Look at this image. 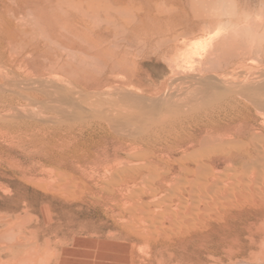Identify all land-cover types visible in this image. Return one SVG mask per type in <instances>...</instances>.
<instances>
[{
    "label": "bare ground",
    "instance_id": "bare-ground-1",
    "mask_svg": "<svg viewBox=\"0 0 264 264\" xmlns=\"http://www.w3.org/2000/svg\"><path fill=\"white\" fill-rule=\"evenodd\" d=\"M130 1L131 0H57V4H55L61 8L60 12L62 13L66 8L64 12L67 13L70 18L67 20L68 18L66 17L65 20H61L60 28L62 30L58 33L57 43L59 42V44L57 45H61L60 47L64 46V49L65 47L69 49L81 44L79 48L87 51L85 53H91L92 55L90 56L94 58L97 57L98 59H96L98 61L100 59V61H104L105 69L101 71V75H112V77L113 75L134 76L142 75L137 67L136 58L134 59V56L138 53L142 54L149 47L154 46L153 38L155 36L159 37V35H161L166 42L172 43L175 41L174 43H176L180 39H184L190 35L196 36L199 31V22L192 27H182L181 29L177 28L179 24L176 25V28L175 25H173L174 27L167 26L162 28L163 26H161V24L163 22L168 23L172 20V18H169L170 21H167L169 19L166 20V17L163 16L166 11L162 7L163 5L156 4L154 0L155 4L153 5L155 11L153 12L151 7L152 11L150 10V12L142 15L141 13H144L143 10L145 9L141 10V13H139L140 11H137L139 7L135 10ZM257 2L258 0H212V13L210 17L212 30L210 36L206 39L202 38V42L199 45V47H201L200 50L197 48L196 43L193 42L186 48V52L181 54V58L185 57L186 61H191L195 55L199 54V51L205 52L208 48L211 54L212 52H216L218 47H220L218 49L224 47L225 50H227L229 54L226 55H229V61L226 64L223 76L221 75L223 80H219L220 82L214 81V84L210 87L208 92L188 89L190 86L189 82L192 80L190 78L194 77H187L185 75V77L183 76L179 80V82H181L179 86L182 89L179 88L174 90V92L169 88V90L167 88L166 90L163 89L164 91L155 99H148L142 94L135 92V90L132 91L128 89L130 87L127 86V88L123 85L124 82L120 83V81L115 80L111 76V78H106V80L103 81L102 86L98 85L93 88H81V90L68 89L67 91V89H63L60 84L54 86L55 90L58 92L61 91L67 98L63 96L59 97L60 95L58 97L55 96L54 98H57L52 100L56 101L59 106L57 107L56 103L51 101L52 104H55V106H52H54V108L57 107L56 110L62 113L60 115L66 118L70 125V122H72L75 124L78 123V125L82 127V129L79 127V131H73L74 129L71 131L76 133L81 131L82 134L83 132L84 134L86 133L89 136L87 137L88 140L86 139L83 141L86 143L87 141L88 143L92 141L94 145H96V143L98 145L101 141L105 139L108 140V138L111 137V139H114V142L116 141L117 149L119 147L121 151L124 153L126 152V156H121L122 158L117 157L120 160L116 158L119 162L116 161L114 157L115 161L112 163L113 165H111V167L108 165V169H115L117 177H123L122 180L126 183L124 184L123 182V190L127 192L125 196L126 201L124 200L125 203H121V208L126 214V216H124L125 221H122L124 222L123 228L127 230L128 233L135 234L139 239H142V243L148 245L155 243L165 249L172 250L177 246H183L184 248L189 245L195 246L199 240L211 243L210 240H212L215 234L223 237L230 236L231 232L237 231V228H240L238 226L244 225L248 220L254 218L260 221L262 219L261 217H264V76L259 78L260 75L247 74L245 60L246 51L248 50L241 44H244L248 37L254 40L255 36L264 29V13L261 12L258 14L253 10V5ZM51 4V0H0V46H2L4 42L5 44H9V42L13 43L14 41L15 44L17 42V46H20L21 44H19L20 42L18 43V41L22 39L17 41L15 38L17 36H12L11 31H21V27L23 26L22 14L28 10L31 12H41L43 10L50 11ZM56 5L55 10L58 9ZM106 6L111 9H117L118 11H124L122 14H124L125 17L122 15V19L120 18L118 19L119 21H115L116 24H119L118 27H116V25L114 26V24L110 25L114 28L116 27L115 29L109 28V22H107L108 20H103L105 17H103V15L101 16L103 17L101 21H103V24L107 22L108 25L106 23L104 24L107 27L104 25V27L101 26L102 23L99 25L95 20L86 19L82 16V11L79 12V14L74 12L80 7L81 9L87 7L93 10L94 8L101 9ZM167 6L168 5L165 7L167 8ZM174 7L172 6V8ZM199 13L200 12L195 13L194 16L197 21H201ZM171 14L174 15L172 12ZM109 16L107 17L110 18L111 16ZM99 17L100 16L96 17L97 21ZM24 18H26V16ZM111 19L110 21H112ZM145 21H149V26L146 25ZM158 37L157 39H159ZM185 40L183 43L186 45ZM77 41L80 42V44H77ZM160 44H162L161 41ZM22 45L25 46L26 44ZM165 45L167 44L163 46ZM163 46H161V48ZM167 50L171 52L172 44H170V46L167 45ZM13 51L9 53L7 61H11L15 66L25 61L24 59L20 60L22 59L20 55L25 58V55L30 54V52L26 50L20 51L22 54L15 50L19 54L18 56L20 59L14 57V60H12ZM15 51L14 53L16 54ZM225 53L226 52H224V55ZM221 54L223 55V53ZM84 55L86 56V54ZM3 56H5V53L0 56L1 59H3ZM7 61L4 60L0 62V64L3 62L6 63ZM16 69L14 70L15 72ZM138 80H140V78H138ZM129 84L137 86V84L132 81ZM203 84L202 81V85ZM167 86L168 85L165 87ZM185 86L186 89H183ZM3 87V84L0 85L1 92ZM46 87H48V85ZM144 88L145 87H143V89ZM48 89H50V87ZM151 89L152 88H150L149 91H151ZM14 92L21 95L25 94L17 90ZM25 95L29 94L26 93ZM82 101H84V103ZM45 106H47L48 109L52 107L50 101H46ZM13 110H15V107H13ZM60 115L58 119H63ZM53 118L54 120L56 119V117ZM42 119L43 118L40 117V120ZM49 119L51 120V118ZM73 135L69 137L68 134L69 138L67 137V139L70 141L72 137L76 140L82 137V135H79V137L76 136L78 138H75V135ZM76 140L74 141L75 144ZM66 142L65 139L62 145ZM74 143L72 142L71 145L68 143L67 149L74 145ZM93 147L94 146H92V149ZM108 149L107 151H109ZM87 151L90 152L89 149ZM95 151L97 150L95 149ZM101 151L104 153V150ZM64 152L66 151L64 150ZM75 152L77 153L76 150ZM89 152L86 153L88 154ZM99 153H97V155H99ZM111 153L110 155H112ZM72 154L74 155V152L72 153L70 151L69 155H67L70 156ZM87 154L84 155L87 156ZM68 156L67 158H70ZM75 156H78V154H75ZM88 156L90 158V155ZM79 158L82 157H75L77 161ZM103 158L108 159L107 157ZM72 159L74 160V157L71 156V160ZM77 161L75 160L74 162ZM79 161L77 165L75 164V167L78 168V165L81 164L79 167L80 169L83 165L82 162L80 163ZM102 161L104 160L102 159ZM103 163L106 162L104 161L100 165L103 166ZM102 169L103 168H101L100 172L104 171L105 168ZM111 169H109L108 172H110ZM112 172L113 171H111V173ZM108 177L111 176L107 175L106 178ZM130 183L133 184L131 185ZM140 183L143 184V187L140 186ZM96 184L94 185L96 186ZM100 190L104 192L103 189H99V191ZM106 191L105 193L107 194L108 191ZM110 196L113 198L114 196L116 197L113 193H111ZM110 196L109 198H111ZM106 200L107 199H105V202ZM116 200L113 202H116ZM121 200L122 198H120V201ZM124 201L122 200V202ZM201 203H203V209L199 211ZM199 212L200 214H204L207 218L201 219V221L198 219L200 222H198L197 225H193L192 222L188 220L192 219L193 216H196L195 214ZM214 216H216L218 221L216 224H214L212 220ZM167 222H169L171 226H167ZM173 223L180 224L173 226ZM125 239L126 238H124V241ZM193 250L194 249L191 251ZM262 258H264V256ZM126 262L127 261H125V263Z\"/></svg>",
    "mask_w": 264,
    "mask_h": 264
},
{
    "label": "rangeland",
    "instance_id": "rangeland-1",
    "mask_svg": "<svg viewBox=\"0 0 264 264\" xmlns=\"http://www.w3.org/2000/svg\"><path fill=\"white\" fill-rule=\"evenodd\" d=\"M155 1L156 4L163 5L162 7L166 10L164 12L165 14L169 12L167 13L168 15H163L166 17L165 19L172 18L171 22H163L161 24V26H163L162 28L167 26L174 27L173 25H175L176 28V25L179 24V27L177 28L181 29L182 27H192L199 22V31L196 36L190 35L186 37L188 39L182 38L180 39L181 42L180 40L176 42L177 44L174 43L175 41L172 43L166 42L161 35H159V37L155 36L153 38L154 46L149 47L144 53H138L134 56V59L136 58L135 61L137 67L142 74L134 75L135 78L133 75H113V77L112 75H101V71L105 69L104 61H100L101 59L98 61L97 57L96 59L90 56L92 55L91 53H85L87 51L79 48L81 44L78 41L77 44L79 43L80 45H77L74 48H69L70 50L66 47L64 49V46H62L63 50L62 47H60L61 45H57L59 44V42L57 43V36L62 30L60 28L61 20H65L66 17L68 18L67 20L70 19L69 15L64 12L66 11V8L62 13L60 12L61 8L56 5L57 0H51V12L43 10L44 12L41 11V13L28 10L22 14L23 26L21 27V31H11L12 36H17L19 38L15 37L17 41L22 39L21 41H18V43L20 42L19 44H21L20 46H17V42L15 44V38L13 43H10L7 40L9 44H5L4 42V44L0 46V56L5 53V56L2 57L3 59L0 57V62L4 60L7 61L9 53L13 50H16L17 52L19 51V53L23 50L30 52L29 55H25V58L20 55V58H22L20 59L18 56L19 54L16 51L15 54L13 51L14 54L12 53V60H14V57L20 60H25L18 66L13 65L11 61L0 64V85H4L3 90L1 89L2 92L0 91V264H124L125 261H127L125 264L264 263V258H262L264 256V227H261L264 226L263 216L260 221L253 218L248 220L247 223L245 222L246 225L242 224V226L240 223L241 226H238L240 228H237V231L235 230L231 232L230 236L223 237L215 234L212 240H210L211 243H208L207 241V244L206 241L199 240L195 246L189 245L185 248L183 246H177L176 248L174 247L173 250L165 249L155 243V245L142 243V239H139L138 236L128 233V231L123 228L124 222L122 221H125L124 216H126V214L121 208V203H125L126 201L125 196L127 195V192L123 190L124 184L126 183L122 180L123 177H117L115 169L109 168L113 172H108V165L109 167L113 165L112 163L115 161L114 157L116 159L117 157L120 158L121 156H126V152L124 153L121 151L119 147L117 149L116 141L114 142V139L112 138V140L111 137H109L108 140L105 139L104 141H101L98 145L96 143L97 146L94 145L92 141H89V143L88 141L87 143L84 142L86 139L88 140L87 137H89L86 133L84 134L83 132V135L81 131V133L73 132L80 130L78 123L75 124L70 122V125L69 121L60 115L62 113L56 110L59 104L52 99H56L59 95V97H66L61 91L58 92L54 89L56 84V86L60 84V86H62L63 89L65 88V90L67 89V91L68 89L81 90V88H93L98 85L102 86V83L106 78L112 77L115 80L120 81V83L124 82V84H122L126 87L129 86L130 88L127 87L128 89H131L132 91L135 90V92L142 94L148 99H155L158 98V95L160 96L162 91H164L163 89L166 90V88H169L172 92L179 88L182 89L179 86V83H181L179 80L184 75L187 77H194L190 78L192 80L189 82L190 86L188 89L200 92H208L210 87L214 84V81L220 82L219 80H223L222 76L226 64L229 61V55H226L229 53H227V50H225L224 47H222L224 49H218L220 48L218 47L216 52H212V54L210 53L209 48V50L206 49L205 52L199 51V54L195 55L191 61H186L185 57L181 58V54L186 52V48L189 44L195 42L197 48L200 50L201 47H199V45L202 42V38L206 39L210 36L212 30L210 25L212 0ZM130 3L134 6L135 10L139 7V10H137L138 12L140 11L139 13H141V10L145 9L143 10L144 13H141L142 15L150 12V10L152 11V9L153 12L155 11L153 5L155 4L154 0H131ZM263 4L264 0H261V2L258 0V2L253 5L254 12H257L258 14L261 12L264 13ZM55 5L58 8L57 10H55ZM166 5H168L167 8L165 7ZM172 6L175 7L172 8ZM120 11L123 10L118 11L117 9H111L106 6L101 9L94 8L93 10L87 7L81 9L80 7L74 12L78 14L81 12V14H83L82 16L86 19L95 20L99 25L102 23L101 26L109 22V28L115 29L119 25L116 24L115 21L124 15L122 14L124 11ZM171 12L174 15H172ZM197 12H200L199 17L201 21H197L194 17ZM102 15L103 17L105 16L104 19L101 17ZM109 15H112L113 17H110ZM25 16L26 18H24ZM98 16H100L98 20L99 22L96 18ZM101 18L108 21H104L105 23L103 24ZM110 19L112 21H110ZM170 19L167 21H170ZM145 22L146 25L149 26V21ZM111 24H114V26L116 25V27L114 28L113 26H110ZM157 37L161 40L157 39ZM184 40L186 41V45L183 43ZM160 41L162 44L164 41V44H167L168 46L172 44L171 52L167 50V45L163 46L164 44H160ZM22 44L26 45L24 46ZM241 44L242 46H245L246 50H248L246 51L245 60L247 74L260 75L259 78H261L264 76V29L255 36L254 40L248 37L245 40V43ZM161 46L163 47L161 48ZM10 49L13 50L11 51ZM224 52H226L225 55ZM221 53H223V55ZM84 54H86V56ZM14 68H17L16 72L14 71ZM138 78H140V80H138ZM131 81L136 83L137 86L135 85V87L132 84H129ZM202 81L204 83L203 85ZM47 85L48 87H46ZM166 85L168 86L165 87ZM49 87L50 89H48ZM143 87L145 88L143 89ZM150 88H152L151 91H149ZM183 89H186V86L183 87ZM16 90L29 95L16 94L14 92ZM55 96L57 97L54 98ZM46 101H50L51 106H55V104H52V102H55L57 107L54 108V106H52L48 109L47 106H45ZM82 102L84 103V101ZM13 107H15V110H13ZM37 115L43 119L40 120V117ZM59 115L63 117L64 120L61 117V119H58ZM53 117H56V119L54 120ZM49 118H51V120ZM72 126H75L76 128H71ZM80 128L82 129V127ZM68 134L69 137L73 134L75 135H73L75 138H78L79 135H82V137L77 140L72 137L69 141L67 139ZM65 139L67 144L65 143L62 145V143L65 142ZM75 140L76 144L78 143L77 145L74 143ZM71 141L74 145L67 149L68 145L72 144ZM60 146L63 147V150ZM92 146L95 148L93 147L92 149ZM88 149L90 152L87 151ZM95 149L97 151H95ZM107 149L109 151H107ZM64 150L66 152H64ZM69 150L72 153L74 152V155L72 154L68 156L70 152ZM101 150H104V153ZM86 152L89 153L87 154ZM83 153L87 154V156ZM97 153H99V155H97ZM110 153L112 155H110ZM75 154L82 157L79 158V160H82H78L80 163L82 162L83 165V169L82 167L80 168L81 170L79 169L81 166L80 163L78 168L75 167L78 162L77 159H75V157L78 158V156H75ZM88 155H90V158ZM67 156L70 158H67ZM71 156L74 157V160H71ZM103 157H107L108 159ZM102 159L106 162L103 163V166L100 165L104 162ZM117 159L116 161L119 162L120 159ZM75 160L77 162H74ZM99 167L103 169L105 168L104 171L100 172L101 168ZM107 175L112 178H106ZM107 180L110 181L108 182ZM93 183L96 184V186ZM130 184L132 185L133 183ZM142 185L143 184L140 186ZM98 188L103 189L104 192H101V190L99 191ZM111 193L118 198L115 196L113 198V195L110 196ZM109 196L112 199L109 198ZM120 198L125 201H120ZM105 199L109 201L106 200L105 202ZM113 199L116 200V202H113ZM115 203H117L118 206ZM199 208V211H202L203 203L200 204ZM195 215L196 216H193L192 219L188 220L191 221L193 225H197L201 219L207 218L204 214H200V212ZM212 220L214 221V224L218 223L216 216H214ZM179 224L180 223H173L172 225ZM166 225L171 226L169 222H167ZM247 229H250L251 231ZM124 238H126L125 241ZM155 246H157L158 249ZM192 249L194 250L191 251ZM184 251L188 252L186 253Z\"/></svg>",
    "mask_w": 264,
    "mask_h": 264
}]
</instances>
